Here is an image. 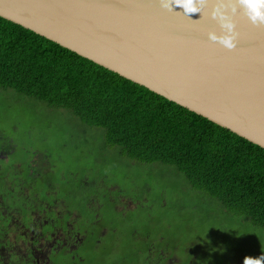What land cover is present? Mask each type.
<instances>
[{"label": "water", "instance_id": "water-1", "mask_svg": "<svg viewBox=\"0 0 264 264\" xmlns=\"http://www.w3.org/2000/svg\"><path fill=\"white\" fill-rule=\"evenodd\" d=\"M218 3L186 16L160 0H0V17L264 148V25L226 9L238 34L226 49L208 38L224 34Z\"/></svg>", "mask_w": 264, "mask_h": 264}, {"label": "flooded vegetation", "instance_id": "flooded-vegetation-1", "mask_svg": "<svg viewBox=\"0 0 264 264\" xmlns=\"http://www.w3.org/2000/svg\"><path fill=\"white\" fill-rule=\"evenodd\" d=\"M91 139L72 140L58 160L43 149L44 135L30 141L0 132V264H192L206 250L208 264L258 259L242 244L221 260L222 251L196 239L178 253L174 227L134 212L143 199L134 193L140 164L96 153Z\"/></svg>", "mask_w": 264, "mask_h": 264}, {"label": "trees", "instance_id": "trees-1", "mask_svg": "<svg viewBox=\"0 0 264 264\" xmlns=\"http://www.w3.org/2000/svg\"><path fill=\"white\" fill-rule=\"evenodd\" d=\"M0 88L69 109L103 128L122 155L173 165L192 187L264 227V148L3 17Z\"/></svg>", "mask_w": 264, "mask_h": 264}, {"label": "rangeland", "instance_id": "rangeland-1", "mask_svg": "<svg viewBox=\"0 0 264 264\" xmlns=\"http://www.w3.org/2000/svg\"><path fill=\"white\" fill-rule=\"evenodd\" d=\"M4 131H9L18 140L33 141L44 135L47 140L43 149L58 160L69 153L72 140H82L89 134L94 135L90 143L94 145L96 153L114 152L116 159L121 154L118 145L106 141L103 128L84 124L69 109L50 107L42 100L10 88H0V132ZM28 133L30 137H27ZM136 163L140 164L137 170L143 172V175L134 193L143 199L137 203L139 209L134 212L140 220L150 218L165 228L174 227L178 253L182 252V243L196 239L208 245L221 243L239 247L243 244L247 254L253 251L259 254L258 258L264 257L263 226L252 223L243 214L227 209L217 198L192 187L171 164ZM182 256L184 261L187 260L185 253ZM209 257L206 250L200 257L201 261L197 259L192 264H208ZM224 257L225 253L222 252L220 259Z\"/></svg>", "mask_w": 264, "mask_h": 264}, {"label": "clouds", "instance_id": "clouds-1", "mask_svg": "<svg viewBox=\"0 0 264 264\" xmlns=\"http://www.w3.org/2000/svg\"><path fill=\"white\" fill-rule=\"evenodd\" d=\"M206 3L207 0H160L162 8L168 11L179 8L182 10V14L186 16L188 14L201 12L202 7L205 6ZM237 4L242 7L252 24L264 25V0H235V4L232 3V0H228V3H225L224 0H220V3L213 6L210 15L213 19L218 21L224 34L217 36L215 33L209 32L208 38L213 42H218L229 50L235 47L238 34L235 31V24L227 14L226 9L231 8L234 13ZM262 261H264V257L249 259L246 264H262Z\"/></svg>", "mask_w": 264, "mask_h": 264}]
</instances>
